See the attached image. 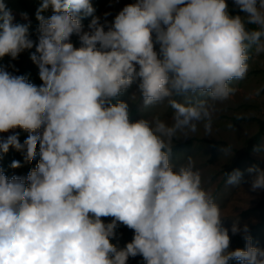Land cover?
Instances as JSON below:
<instances>
[{
  "label": "clouds",
  "instance_id": "clouds-1",
  "mask_svg": "<svg viewBox=\"0 0 264 264\" xmlns=\"http://www.w3.org/2000/svg\"><path fill=\"white\" fill-rule=\"evenodd\" d=\"M233 3L243 17L229 15L227 0H136L107 30L94 17L84 31L89 0H42L30 57L42 84L0 68V133H29L23 145L17 135L0 140V150L26 147L31 161L39 143L40 154L26 178L0 169V264H127L137 255L144 264H264L247 225L233 223L246 247L229 251L220 205L192 157L171 163L177 133L190 138L199 123L210 133L216 103L247 76L250 50L264 53V0ZM12 19L0 0V57L16 59L33 41ZM137 80L145 108L167 101L174 110L171 125L132 122L128 104L113 103ZM249 171L258 173L251 190L264 189V171ZM225 176L238 184L242 173ZM118 224L134 230L123 249L110 242Z\"/></svg>",
  "mask_w": 264,
  "mask_h": 264
},
{
  "label": "rangeland",
  "instance_id": "rangeland-1",
  "mask_svg": "<svg viewBox=\"0 0 264 264\" xmlns=\"http://www.w3.org/2000/svg\"><path fill=\"white\" fill-rule=\"evenodd\" d=\"M13 1V0H7ZM136 0H112L109 5L100 13L99 20L105 26V30L114 22L116 15L128 4L135 3ZM229 8H238L233 0H227ZM236 15L244 16L245 13ZM233 15V16H236ZM89 30V29H88ZM86 30V31H88ZM154 47L159 52V44L155 43V34L153 33ZM75 47H80L79 37L76 40L70 39ZM23 52V51H22ZM249 71L243 80L233 81L231 86L236 88V93L227 101L217 102L216 111L212 115L211 132L206 133L203 123L197 125L195 133H189V137L207 138L217 141L214 152L216 157L211 160L213 142L194 140L190 145L181 146L175 149L171 156V163L174 167L184 164L188 157L195 161V167L202 173L203 187L211 193L216 203L220 205L222 224L229 229L230 245L229 251L239 249L244 233L241 231L233 235L230 231L234 222L243 229L247 225L248 229L260 221L258 212L248 211L255 206L257 202L264 198V189L252 191L251 182L258 174L256 171L250 172V168H257L264 171V140L260 148L255 149L250 157L242 161L243 171L238 184H227L223 180V170L233 164L237 157V149H245L248 138L259 129V123L256 120H244V117H260L264 119V53L256 54L255 49L250 50ZM19 60L6 59L5 69L11 75L15 74L16 61L23 65L29 59L28 57L18 55ZM139 80L134 82L123 94L113 100L124 101L128 104L129 118L135 122L141 118L152 120L154 117L168 125L173 123L172 116L174 110L168 105L167 101L154 106L145 108L138 90ZM259 90V95L256 92ZM240 117V119H238ZM231 125V127H229ZM20 128L11 129L8 132L0 133V140H6L8 136L14 135ZM29 135V133H28ZM28 135L22 139L21 145L28 138ZM190 138H183V134L178 132L177 138H174L173 144ZM230 145L231 153L225 155L221 149ZM39 149V143L37 144ZM220 183V187H217ZM112 217L107 219V223L112 222ZM134 230L129 229L123 224H118L116 235L121 240H125ZM249 233V232H248ZM261 240L260 248H264L262 242V232L257 237ZM124 248V247H123ZM121 247V249H123ZM131 259L135 260L136 257ZM240 264V263H235Z\"/></svg>",
  "mask_w": 264,
  "mask_h": 264
},
{
  "label": "trees",
  "instance_id": "trees-1",
  "mask_svg": "<svg viewBox=\"0 0 264 264\" xmlns=\"http://www.w3.org/2000/svg\"><path fill=\"white\" fill-rule=\"evenodd\" d=\"M112 0H89L90 4L92 5L94 12L91 15H83L81 13V24L83 25V30H88V26L91 22V20L96 17L101 19L99 16L101 12L104 11V9L109 5V3ZM3 2L6 4V7L8 10H10L11 15L13 17L12 23L13 25H26L28 27V38L33 41V47L31 49H25L23 52H21V56L28 57V61L20 65L17 61L19 60V57H17L16 68L14 76H24L29 83H32L33 85L39 87L42 84V81L39 77V68L38 66L31 60V55L36 52V45L38 44L39 40V21L36 19V12L37 9L40 7L42 0H13V1H7L3 0ZM229 15L233 16L239 13H242L239 8H229ZM53 14L52 9L49 8L45 12L42 13L46 18L51 16ZM254 27V26H249ZM78 35L73 34L70 39L76 40ZM10 55H5L4 57H0V68H3L5 71V60L10 58ZM12 58V57H11ZM244 120H256L259 123V129L252 134L246 143L245 149L238 150L237 149V157L233 164L229 166L228 168H225L223 170V180L226 179L225 174H230L234 171V169L238 168L239 170L243 171L242 168V161L248 157H250L251 153L255 150L261 147L259 143H262L264 140V119L260 117H244L241 118ZM14 135H17L19 143L24 139L28 132L23 129H19ZM194 140H201V141H208L213 142V148H212V155L211 160H213L216 157V153L214 152L217 141H213L207 138H198V137H191L188 140L177 142L173 144V151L181 146L190 145ZM19 162V167H12L13 162ZM40 161V154L39 149H37V154L35 158L31 161L26 160V147L22 150H17L14 147L10 146L9 150L4 153L2 150H0V169L3 170V173L6 175L8 179H11L13 176L20 177V178H26L29 172L36 168L37 164ZM217 187H220V183ZM248 211H254L258 212L260 215V221L256 224L252 225L249 229L248 235L252 238V243L254 247H261V240L257 238L259 234L262 232V242H264V198L259 200L255 206L250 208ZM109 217H102L101 219L105 224H107V219ZM117 228L114 230L115 235L110 238V242L117 247V249H121V247H125L127 243L131 242L134 236V232L130 233L127 238L123 241L120 238L117 237L116 231ZM246 242L244 237H242L241 246L239 249H245ZM132 257H129L127 260V264H144L143 257L140 255L136 256V259H131ZM240 263L237 260H231L229 261V264H235Z\"/></svg>",
  "mask_w": 264,
  "mask_h": 264
}]
</instances>
